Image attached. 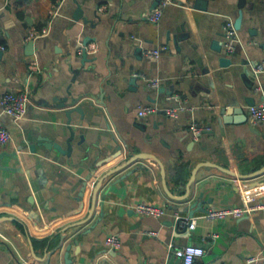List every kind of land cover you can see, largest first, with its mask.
<instances>
[{
	"label": "crops",
	"instance_id": "crops-1",
	"mask_svg": "<svg viewBox=\"0 0 264 264\" xmlns=\"http://www.w3.org/2000/svg\"><path fill=\"white\" fill-rule=\"evenodd\" d=\"M195 1L164 6L153 24L149 16L164 0H0V96L22 91L30 96L22 120L0 109V126L12 135L0 147V264H180L168 251L170 242L202 248L205 255L196 264H246L248 257L264 254L261 210L213 221L199 212L193 230L179 231L176 225L187 216L172 209L178 204L171 196L185 195L199 164L242 175L264 167V121L254 124L246 104L248 98L254 105L264 101V71L256 72L264 65V0H244L242 7V0H208L200 5L205 10L195 8ZM239 20L230 54L224 28ZM32 28L48 33L33 40ZM85 41L98 47L87 60L80 53ZM161 48L158 56L150 55ZM33 61L38 73L29 69ZM137 74L159 79L160 88L151 89ZM80 95L93 98L79 105L82 114L68 118L59 102ZM233 104L244 114L223 115ZM145 107L158 111L140 117ZM195 123L208 128L197 139L191 131ZM39 137L64 150L70 141L72 151L64 155L38 146L32 153ZM119 146L124 155L97 169L98 179L125 157L155 159H140L108 178L94 219L63 233L87 216V209L73 215L83 182ZM191 190L210 201L204 206L208 212L254 207L264 203V175L242 180L202 166ZM142 203L166 213L139 215L134 208ZM62 235L66 242L57 251ZM111 235L120 238V250L105 245Z\"/></svg>",
	"mask_w": 264,
	"mask_h": 264
},
{
	"label": "built area",
	"instance_id": "built-area-1",
	"mask_svg": "<svg viewBox=\"0 0 264 264\" xmlns=\"http://www.w3.org/2000/svg\"><path fill=\"white\" fill-rule=\"evenodd\" d=\"M60 3L63 0H59ZM186 0H164L161 7L156 9L150 16L149 19L153 24H158L161 19L162 15V8L168 4H184ZM56 14V11L53 12V15ZM48 33V28H44L42 30H36L32 28L31 30V39H37L43 36H46ZM224 35H225V49L227 53H233L236 48V44L238 42L237 39V31L232 21H228L225 28H224ZM165 48H161L152 52L153 56H158ZM84 52L87 55H95L98 53V47L95 43H89L87 46L80 49V53L83 54ZM29 69L31 73H38L39 66L36 61L30 63ZM264 71V65L258 66L256 69L257 74L262 73ZM138 78L142 79L151 89L158 90L161 86V81L159 79H152L148 78L145 75L137 74ZM30 104V96L27 91H22L18 93H5L0 96V109L2 112L14 120L19 121L22 120L28 111V106ZM157 108L155 107H145L139 111L140 117H146L157 112ZM249 113L251 116L252 122L260 123L264 121V101L260 104L251 106L249 108ZM168 114L172 117H176V111L170 110ZM208 128L193 124L191 126V131L193 136L197 139L199 138L203 132L207 131ZM12 141V135L10 131L2 126H0V147L6 146ZM135 212L142 216H152V217H161L165 215L166 211L164 208L148 205V204H138L134 208ZM261 210L264 211V203L258 206H251V207H242V208H234V209H226V210H213L206 214V218L208 220H225L227 218H235L240 219L243 218L251 212ZM181 218L186 217H179L177 218V224ZM186 220H189L186 218ZM176 224V225H177ZM188 225V221H186ZM196 227V220L191 219L188 229L193 230ZM149 236H156L155 233L149 232ZM213 238H216L217 235L213 234ZM105 245L113 250L118 251L121 249V240L117 235L109 236L106 241ZM169 253L173 254L179 261L180 264H196V261L202 258L205 255V251L202 248L196 246H185V247H177L173 242H170L167 246ZM246 264H264V254L253 255L246 259Z\"/></svg>",
	"mask_w": 264,
	"mask_h": 264
},
{
	"label": "water",
	"instance_id": "water-1",
	"mask_svg": "<svg viewBox=\"0 0 264 264\" xmlns=\"http://www.w3.org/2000/svg\"><path fill=\"white\" fill-rule=\"evenodd\" d=\"M206 1H208V0H196L195 1V8L205 10L206 9L205 5L203 6V8H200L201 7L200 5H202L203 3L205 4ZM243 2H244V0L241 1V4H240L241 7L243 6ZM239 23H240V20L236 22L235 28L237 30L240 29ZM87 43H88V41H85L84 45L87 46ZM27 47H28V51H29L28 54L31 55L33 53V50H34V42L30 41L29 44L27 45ZM82 58L84 60H87V53L86 52H84L82 54ZM254 78H257V76L255 75ZM135 82H136V79H132L130 84L135 85ZM86 98H93V97H91L89 95L88 96L80 95L78 97L72 96L71 98L68 97V98H65L64 100L59 102V107L63 108V109H68V111H67L68 118L74 112H78V113L82 114L83 113V107L79 106V105ZM246 104L248 106H254V102L250 98L246 99ZM243 111H244L243 108H241L238 104H233V105H230V106H227L226 108H224L222 110V114L230 117V116H233L234 114L235 115L244 114ZM226 120L228 122H230V120L228 118H226ZM240 120L241 119L233 118L231 122L239 123L238 121H240ZM69 143H70V141L68 142V148L66 150H64L60 145L54 143L49 138L39 137L38 141L35 144L30 146V150L32 153H34V152H36V147L44 146L45 148L50 149V150L54 148L64 155H70V153L72 151V147ZM124 145H125V143H124ZM123 147L124 146H119L117 148V151L114 154H112L108 158H105V159L99 161L96 164V168L91 170L90 176H88L87 179L83 182L82 188H81L80 193H79L78 198H77L78 208L74 211V214H73V215L82 214L87 209L88 210L87 216L83 220H81L80 222L66 227L63 230V233L68 232L72 228L88 224L89 222H91L94 219V217L96 215V210L98 208V199H99L100 192L102 190V187L104 186V182L108 178H110L111 176L115 175L116 173L124 170L125 168L129 167L132 163H134L140 159H149V158L155 159L153 156L148 155V154H139L136 156H131L129 159H127V157H125L123 164H121L120 166H117L116 168L106 172L100 179H98L97 178V169H100L103 166L108 165L111 162L122 157L125 153V150H126L125 147L124 148ZM202 166H210V167L217 168V169L225 172L228 175L238 177L242 180H248V179L251 180V179L258 178V177H261L264 175V167L253 172L252 174L242 175V174H238L236 172H233L229 169L222 168V167H220L216 164H213V163H201L198 166H196V168L193 170L192 177L187 184V190H186L185 195L179 196V197H172L170 192L168 191V188L166 185L165 172L162 171L163 177H164L165 190H166L167 194L170 195L171 198L178 204V206H174L172 209L179 212L180 214H185L187 216L186 218L189 219V220H186V218H181L179 220V222L177 224L179 231L187 232L191 219H193L197 213H199V212L204 213V214L208 213V211L206 210V208L204 206L207 205L208 203L210 204V201L209 202L204 201L202 193H200L196 196L193 194V192L191 190V186H192V184L195 180V177H196V172ZM131 173L132 172H129L128 175H130ZM95 178H97L98 181L93 184V187H90V182H92L93 179H95ZM125 178H126V176H124L122 178V180ZM89 188H91L90 193H88ZM103 214H104L103 211H101L100 218H98L99 220L94 224L95 226L98 224V222L101 221ZM186 221H188V225L186 224ZM31 222H32L33 226L38 229V225L33 219H31ZM39 229H41V228H39ZM45 229H48V228H45ZM65 242H66V237L62 235L60 237V244H59V246H57L56 250L58 251L59 249H61ZM78 243H79L78 241H75V244H78ZM71 249H72V244L66 245V253H65L66 260H68Z\"/></svg>",
	"mask_w": 264,
	"mask_h": 264
}]
</instances>
